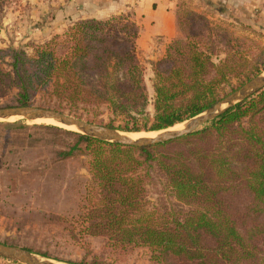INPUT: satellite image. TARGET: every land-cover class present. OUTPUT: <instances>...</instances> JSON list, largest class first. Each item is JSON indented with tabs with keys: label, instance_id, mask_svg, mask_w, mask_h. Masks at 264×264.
Masks as SVG:
<instances>
[{
	"label": "trees",
	"instance_id": "trees-1",
	"mask_svg": "<svg viewBox=\"0 0 264 264\" xmlns=\"http://www.w3.org/2000/svg\"><path fill=\"white\" fill-rule=\"evenodd\" d=\"M176 17L177 35L150 62L151 97L137 54L139 25L131 13H120L78 20L34 45L30 55L1 51L10 61L7 68L0 64V94L17 90L14 103L4 106L34 105L38 95L40 107L110 128L161 131L200 114L264 70L249 58V44L229 29L210 26L190 9ZM9 121L0 125L72 136L58 150L61 158L90 156L92 186L82 227L103 237L108 249L146 247L154 264H264V88L191 133L141 146L53 124ZM151 168L186 210L160 218L147 208Z\"/></svg>",
	"mask_w": 264,
	"mask_h": 264
},
{
	"label": "rangeland",
	"instance_id": "rangeland-1",
	"mask_svg": "<svg viewBox=\"0 0 264 264\" xmlns=\"http://www.w3.org/2000/svg\"><path fill=\"white\" fill-rule=\"evenodd\" d=\"M2 1L0 64L4 68H7L10 57L1 51L16 49L30 55L34 45L55 35H62L72 23L86 19L82 18L85 16L82 13L84 4L76 0ZM71 1L75 5H69ZM207 1L177 0V11L182 8L193 10L204 15L210 26L229 29L245 45L249 44V58L261 67L264 64V15L254 11L247 18L241 17L224 3ZM91 5L95 6L94 3ZM91 5L87 4L86 8L93 9ZM120 13H131L135 20L132 9L120 10L97 19ZM62 24H65L62 30L54 34V28ZM166 46L167 44L159 56L151 58V52L142 55L137 49L138 58L144 66L145 83L150 97L153 94L150 62L161 58ZM233 83L237 85L235 81ZM229 90L230 87H227L226 91ZM16 91L13 88L0 94V107L14 103ZM35 99L37 102L34 105H37L41 99L38 95ZM148 108L151 110L152 106L149 105ZM60 111L70 114L66 110ZM108 116L107 112L103 113L104 122L108 121ZM187 122L188 120L175 124L168 130L181 129ZM23 123L33 124L26 120ZM117 130L123 134L138 133L143 136L161 132ZM72 139V136L56 135L45 129H15L0 125V242L43 252L46 256L37 255L58 264L94 261L100 264H154L149 259L150 252L146 247H136L128 253L114 252L106 247L103 237L92 236L83 229L87 195L92 186L90 156L77 154L66 159L57 153ZM149 174L145 187L146 206L149 210H154L162 218L167 212L188 208L177 201L156 169L151 168ZM11 261L0 257V264H12Z\"/></svg>",
	"mask_w": 264,
	"mask_h": 264
},
{
	"label": "water",
	"instance_id": "water-1",
	"mask_svg": "<svg viewBox=\"0 0 264 264\" xmlns=\"http://www.w3.org/2000/svg\"><path fill=\"white\" fill-rule=\"evenodd\" d=\"M264 88V73L253 76L232 92L220 98L217 102L205 109L200 114L188 119V122L181 129L170 130L159 133L157 136L149 138L131 139L117 134V129L110 128L102 124L87 121L83 118L65 113L52 108H44L37 105H11L0 107V117L8 115L20 116L19 119L33 120L35 118L52 119L66 124L76 126L80 133L90 135L104 141L116 142L123 145L141 146L162 142L174 137L191 133L203 125L210 122L226 108L233 106L237 102L253 95ZM3 121V120H2ZM7 121V120H4ZM0 257L15 261L19 264H51L41 259L35 253L15 245H8L0 242Z\"/></svg>",
	"mask_w": 264,
	"mask_h": 264
},
{
	"label": "crops",
	"instance_id": "crops-1",
	"mask_svg": "<svg viewBox=\"0 0 264 264\" xmlns=\"http://www.w3.org/2000/svg\"><path fill=\"white\" fill-rule=\"evenodd\" d=\"M74 1V0H73ZM69 5H75L73 2ZM84 4L82 18H102L120 10L132 9L135 21L139 25L137 49L142 55L149 52L150 58L161 54L164 46L177 35V0H76ZM209 1V0H208ZM207 1V2H208ZM224 3L236 15L249 17L254 11L264 15V0H213ZM73 2V3H72ZM92 3L95 4L91 5ZM91 5L93 9L86 8ZM68 20V19H67ZM70 22V20H68ZM65 24L54 28V34L62 30Z\"/></svg>",
	"mask_w": 264,
	"mask_h": 264
},
{
	"label": "bare ground",
	"instance_id": "bare-ground-1",
	"mask_svg": "<svg viewBox=\"0 0 264 264\" xmlns=\"http://www.w3.org/2000/svg\"><path fill=\"white\" fill-rule=\"evenodd\" d=\"M19 118H20V116H17V115H8V116H5V117H0V120H18ZM26 122H28V123L33 122V123L53 124V125H56V126H59V127H63V128L69 129V130L80 131L74 125L66 124V123H63V122H60V121H57V120H52V119L35 118L33 120H26ZM166 131H170V130H168V128H167V129L161 130L160 133L166 132ZM117 134L122 135V136L129 137L131 139H139V138L154 137V136H157L159 133L156 134V135H149V136H146V135L143 136L141 134L142 135L141 136L138 133H137V135L136 134L129 135L130 133L129 134L128 133H125V134H128V135H125V134H123V132L121 133V132L117 131ZM41 259H44V260L50 262L51 264H58L56 261H53V260H50V259H47V258H41Z\"/></svg>",
	"mask_w": 264,
	"mask_h": 264
}]
</instances>
